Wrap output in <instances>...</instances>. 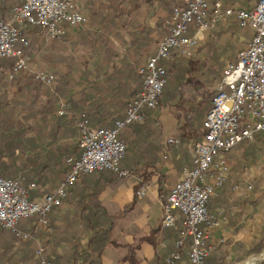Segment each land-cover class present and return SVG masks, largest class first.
I'll return each mask as SVG.
<instances>
[{
    "label": "crops",
    "instance_id": "obj_1",
    "mask_svg": "<svg viewBox=\"0 0 264 264\" xmlns=\"http://www.w3.org/2000/svg\"><path fill=\"white\" fill-rule=\"evenodd\" d=\"M76 1L87 21L66 27L60 39L48 40L39 26L24 29L30 68L53 73V86L36 81L30 71L9 78V58L0 57V177L35 182L30 199L52 192L62 181L65 157L77 153L76 119L81 114L92 126L113 127L123 118L127 102L140 89L138 66L154 54L156 39L167 33L168 26L161 23L169 18L173 4H184L183 0ZM221 2L222 9L233 3L247 7ZM232 23L238 25L234 15L224 16L217 26ZM243 29L247 43L251 32ZM32 36L36 41L31 51ZM47 46L51 50H44ZM146 120L159 126V134L144 137L129 150L131 159L127 155L123 166L133 168L132 173L112 182H105L107 173L80 175L51 210L49 229L33 226V218L19 221L27 240L0 229V264H37L35 250L44 243L45 258L53 264H89L79 258L89 235L83 229L86 205L101 208L110 217H100L111 224V243L101 254V264H165L176 234L161 227L162 202L182 171L191 167L190 141L180 139L169 105L150 109ZM172 138L179 142L168 143ZM253 139L248 145L262 146ZM248 145L225 155L229 176L207 203L213 220L225 219L209 235L214 250L208 264H246L264 252V168L256 172L248 168ZM141 187L144 192L137 195ZM257 245L262 250L251 253ZM188 247L186 243L183 264H188Z\"/></svg>",
    "mask_w": 264,
    "mask_h": 264
},
{
    "label": "built area",
    "instance_id": "obj_2",
    "mask_svg": "<svg viewBox=\"0 0 264 264\" xmlns=\"http://www.w3.org/2000/svg\"><path fill=\"white\" fill-rule=\"evenodd\" d=\"M19 1L8 18L0 19V57L14 59L9 78L17 72L30 71L36 80L53 86V73L30 68L29 40L24 29L26 25L39 26L48 40H58L66 27L85 23L87 16L76 0ZM183 1V5H172L167 33L156 39L154 54L138 66L140 89L128 102L123 118L115 120L113 127L92 126L85 114L76 119L78 154L65 157L64 177L55 190L30 199V191L37 188L35 182L0 177V228L27 240L28 234L17 228L19 221L34 218L38 225L46 226L50 211L63 201L67 189L80 175L103 170L120 177L129 175L120 167L126 143L119 132L128 124L142 123L147 110L156 108L167 83L164 61L190 57L201 33L215 29L222 17L234 15L239 27L249 29L251 36L214 83L211 106L202 121L203 136L190 142L191 167L182 171L162 202L161 227L178 231L165 264H183L186 243L188 264H208L206 259L213 250L209 235L225 219L213 220L207 203L229 176L225 155L256 134L264 136V0H256L249 8L233 3L223 9L221 0ZM167 142L177 144L179 140ZM246 187L251 189L252 184ZM143 192L141 187L136 194ZM44 252V246L38 244L37 263L53 264L45 259Z\"/></svg>",
    "mask_w": 264,
    "mask_h": 264
},
{
    "label": "trees",
    "instance_id": "obj_3",
    "mask_svg": "<svg viewBox=\"0 0 264 264\" xmlns=\"http://www.w3.org/2000/svg\"><path fill=\"white\" fill-rule=\"evenodd\" d=\"M18 3H20L19 0L0 1V19H5L6 15L11 11L12 7ZM210 45L212 46V44ZM190 57H181V58L174 57L171 60L164 61V65L167 71V83L164 86L163 92L158 99L156 107L169 105V107L172 109V114L177 121V127H178V133L180 139H182L183 141L191 142V141L201 140L204 133V130L202 128V121L204 119L206 112L211 106V101L214 96V91L209 90L206 85L208 84V82L210 83L219 80L221 78L224 67L221 68L219 72H216L211 69L210 72H208V77L206 82L201 79L200 71L204 72L210 63L207 60L201 58L191 59ZM5 58L7 57H2L1 59H5ZM180 59H183L184 61L178 62ZM216 59H218L217 61L220 60V58L218 57ZM235 59H236V54L233 58H230L229 61H234ZM13 62L14 59L12 58L8 59V63L11 66V68L13 66ZM218 64L220 65L221 63L218 62ZM171 70L173 71V73L169 77L170 75L169 71ZM32 77L34 78L33 75ZM188 87H190L189 90ZM183 89L185 90L187 89L186 91L187 93L184 94ZM134 95L135 94H133L131 98ZM148 111L149 110H147V114ZM149 123L150 121L146 120L145 118L142 123L128 124L125 127H123L119 132V137L122 140H124L126 143V152L124 158L120 161V167L127 169L129 173H132L134 169L123 166V162L125 161V159H127V155H128V159L130 158L129 150L131 151L132 147L144 141V137L159 134V129H160L159 126L150 125ZM260 135L261 134H256L254 136V139L258 142H262L261 144L264 145V140H263L264 136L262 139H260L259 138ZM250 141L251 140L243 141L237 144L231 150L235 149L238 146L246 147ZM230 151H228L227 154ZM74 154L73 156H76L78 154V150L76 155ZM139 156L141 157L142 155ZM97 172L108 174L109 177H106L107 179L105 180V182H112L114 180L121 178L120 176H118L117 173L112 172L110 170H103ZM15 177H9V178L16 179ZM98 192L99 190H96L92 192L90 195H96ZM82 209L83 210L88 209L87 214L85 215L84 218L83 229L86 232H88L89 235L86 243V248L83 250V253L79 255V258L83 263L89 261V264H101V260H100L101 254L103 250L111 243V233H110L111 224L110 223L104 224V220L105 219L110 220V217L106 216V214L104 215L103 210L101 208H95V207L91 208L86 205V207L84 206V208ZM101 214H103L102 217H104V220L100 221ZM93 219L95 220V222L91 221ZM33 223H34L33 226L40 228L49 229V226H51L49 215H48V224L46 226L42 227L38 225L35 219ZM17 228L19 229L18 225ZM174 233L176 234V238H177L178 231L174 230ZM42 245L45 248L46 244L44 243ZM76 245L79 246V242H77ZM261 250H262V246L257 245L255 246V248L252 250L251 253H258ZM73 255L74 258L77 254L74 253ZM44 257H45V253H44Z\"/></svg>",
    "mask_w": 264,
    "mask_h": 264
},
{
    "label": "rangeland",
    "instance_id": "obj_4",
    "mask_svg": "<svg viewBox=\"0 0 264 264\" xmlns=\"http://www.w3.org/2000/svg\"><path fill=\"white\" fill-rule=\"evenodd\" d=\"M226 1L229 2L234 1L242 6L249 7L253 5L255 0H226ZM166 10L169 13V7ZM167 21H168V17L167 18L165 17L163 22L161 23V26H167L168 25ZM247 35H248L247 31L239 27L236 23H232V25L225 27L217 26L215 29L201 33L198 46L194 50L193 55L190 57L191 59L201 58L207 60L210 63V64L208 63L209 66L205 69L204 72L200 71L201 79L206 81L208 77V72H210L211 69L216 72H219L221 68H223L225 64L230 60V58H233L235 54H237L238 50L244 47V45L246 44L245 39L247 38ZM35 41H36V37L32 36L31 43H33V47L31 48V51L34 50ZM210 44H212V46ZM44 50H51V47L47 46L46 48H44ZM217 57L220 58L219 61H217L218 60L216 59ZM175 58H179V57H175ZM182 61L184 60L180 59L178 62H182ZM218 62H220L221 64L219 65ZM169 73H170L169 75L170 77L173 71L171 70L169 71ZM215 82L216 81L210 83L208 82V84L206 85L207 88L213 91V85ZM189 89L190 87H188V90ZM183 90H184V94L187 93L186 92L187 89L186 90L183 89ZM169 111L172 113V109L170 107H169ZM248 146L250 148L248 150L247 159H246L248 168L253 169L255 172L257 170L260 171L261 169L264 168V153H263L264 145L262 144V146H260L259 143H253ZM257 256L256 258L254 257L252 260L250 259V261H256L258 258H260L261 255L259 257Z\"/></svg>",
    "mask_w": 264,
    "mask_h": 264
},
{
    "label": "bare ground",
    "instance_id": "obj_5",
    "mask_svg": "<svg viewBox=\"0 0 264 264\" xmlns=\"http://www.w3.org/2000/svg\"><path fill=\"white\" fill-rule=\"evenodd\" d=\"M262 253H263V252H262ZM262 253H261V254H262ZM261 254H259V255H261ZM259 255H258V256H259ZM260 258H264V253L260 256ZM255 260H256V259H255ZM254 262H255V261H250V262H248V263H246V264H253Z\"/></svg>",
    "mask_w": 264,
    "mask_h": 264
},
{
    "label": "water",
    "instance_id": "obj_6",
    "mask_svg": "<svg viewBox=\"0 0 264 264\" xmlns=\"http://www.w3.org/2000/svg\"><path fill=\"white\" fill-rule=\"evenodd\" d=\"M262 261H264V258H258L253 264H257V263L262 262Z\"/></svg>",
    "mask_w": 264,
    "mask_h": 264
}]
</instances>
